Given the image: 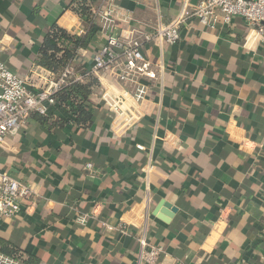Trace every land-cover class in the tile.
Wrapping results in <instances>:
<instances>
[{
    "label": "crops",
    "instance_id": "1",
    "mask_svg": "<svg viewBox=\"0 0 264 264\" xmlns=\"http://www.w3.org/2000/svg\"><path fill=\"white\" fill-rule=\"evenodd\" d=\"M202 1L112 0L92 50L112 37L148 68L93 74L88 128L55 102L47 125L32 116L0 141V172L40 200L0 217V237L47 264H143L150 246L164 250L156 264H264V45L241 18L200 25ZM71 2L0 0V62L26 78ZM176 22L178 44L143 39Z\"/></svg>",
    "mask_w": 264,
    "mask_h": 264
},
{
    "label": "built area",
    "instance_id": "2",
    "mask_svg": "<svg viewBox=\"0 0 264 264\" xmlns=\"http://www.w3.org/2000/svg\"><path fill=\"white\" fill-rule=\"evenodd\" d=\"M115 9L112 0H101V4L96 7V23L111 17ZM126 12L132 13L130 10ZM217 14L221 15L225 23H231L234 18L245 20L257 31L260 42L264 45V0H203L193 10L192 19L205 27L212 23ZM180 29L181 23H165L153 34H145L143 39L146 41L160 39L165 44L173 46L181 40ZM123 57L126 60L123 61ZM83 59L87 62L89 60L91 65L86 70L81 68L83 66L80 62ZM117 65L121 67L124 79L128 81L136 77L138 65H141L142 71L148 68L140 50L125 47L122 41L112 37L97 50L78 51L63 73L55 78L45 91L33 90L24 77L13 73L0 62V141L15 137L33 115L47 116L49 106L56 102V95L64 89L84 81L95 73H107ZM228 132L229 130L227 134ZM85 168L91 171L93 166L87 164ZM39 201L37 193L31 187L0 172L1 218L11 219L23 209L37 205ZM163 252V248L159 246L143 247L140 261L143 264H156Z\"/></svg>",
    "mask_w": 264,
    "mask_h": 264
},
{
    "label": "trees",
    "instance_id": "3",
    "mask_svg": "<svg viewBox=\"0 0 264 264\" xmlns=\"http://www.w3.org/2000/svg\"><path fill=\"white\" fill-rule=\"evenodd\" d=\"M96 7L94 0H72L45 35L26 74L25 79L30 88L38 92L47 90L52 81L72 62L78 51L94 49L101 33L95 20ZM102 91L99 80L91 75L58 93L55 100L59 105L70 109L76 125L88 128L93 119L92 97ZM33 116L42 124L47 125L52 121L39 114ZM63 125L62 122L52 123V126L61 128H64ZM0 253L19 261L20 264H47L43 259L25 252L3 237H0Z\"/></svg>",
    "mask_w": 264,
    "mask_h": 264
}]
</instances>
